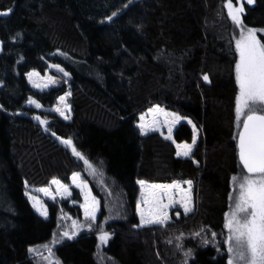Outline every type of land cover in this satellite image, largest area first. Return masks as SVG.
Segmentation results:
<instances>
[{"label":"trees","instance_id":"16d2710c","mask_svg":"<svg viewBox=\"0 0 264 264\" xmlns=\"http://www.w3.org/2000/svg\"><path fill=\"white\" fill-rule=\"evenodd\" d=\"M226 1L0 0V13L8 12L0 15V264H38L30 248L51 240L59 215L81 218L69 201L49 203L43 218L25 196L26 180L34 187L54 177L69 183L83 168L84 160L60 143L66 139L89 164L103 166L109 189L91 185L102 202L98 222L54 248L62 264H228L225 214L232 177L243 171L235 44L242 28L264 38V0L240 13L239 34ZM49 63L72 77L73 115L64 122L47 113L44 129L26 101L50 107L66 88L37 92L26 75L45 73ZM154 104L200 131L190 158L178 157L159 134H140L139 115ZM192 138L189 125L176 128L177 143ZM138 180H191L193 212L162 228H138ZM73 200L82 201L77 190ZM101 232L109 234L103 246Z\"/></svg>","mask_w":264,"mask_h":264},{"label":"snow or ice","instance_id":"6c2138e0","mask_svg":"<svg viewBox=\"0 0 264 264\" xmlns=\"http://www.w3.org/2000/svg\"><path fill=\"white\" fill-rule=\"evenodd\" d=\"M237 2L239 3L240 0H237ZM252 2L253 0H247L249 4ZM226 7L232 21L237 26H241L240 13L243 12L242 4L239 8H234L232 0H227ZM7 14L8 12L0 13V15ZM113 15H116V13H113ZM108 19L110 20L111 17ZM256 32V29L248 28L245 31L242 28L235 44L236 52L239 56L235 63V79L239 88L235 99V113L237 127L241 129L237 134L238 155L248 175L243 176L242 179L236 176L232 177L233 184L238 185V194L234 207L230 206V211L225 214V228L228 230V237L225 243L228 244V252L230 253L228 264H264V114H262L264 113V43H262L264 38L258 39ZM60 70L62 71V69ZM32 75L38 74H29L30 77ZM204 79L208 80V77L204 76ZM36 86L40 87L39 84H36ZM70 94L66 93V95ZM64 100L65 97L61 96L60 101L64 102ZM29 103L40 107L36 101L30 100ZM56 111L64 116V111L61 108L58 107ZM150 111L171 116L173 118L172 123H177L181 119L175 113H166L159 107L150 109ZM35 119L40 120V117L37 116ZM65 119H68V117L65 116ZM40 123L47 124L48 122L40 120ZM140 129L143 133L145 126L141 124ZM195 131L196 127L193 125L192 144H177V156L187 157L192 153L193 146L196 143ZM165 138L172 139L171 126L169 127V135ZM63 143L71 147L75 156L84 160L85 164H88L83 154L73 146L70 139L64 140ZM88 167L92 168L90 164H88ZM72 178L77 181L79 173H73ZM52 183L59 185L65 193L68 191L59 180L54 179ZM137 183L144 190L143 203L146 207L141 208L140 204H137V210L140 213L143 224H165L168 220V214L163 209L168 208L173 203H177L173 200V189L181 192L179 203L183 206L185 214L193 210L186 202L190 199V196L181 189L179 182H173L172 184H147L144 180H138ZM186 183L190 188L192 182L186 181ZM77 186L81 187L82 190L87 187L81 184ZM40 191L48 193L47 188L40 189ZM165 194L168 196L169 201L167 205L163 204L161 200L162 195ZM89 196L90 194L85 192L86 201H88ZM229 198L232 199L231 195ZM32 199L35 198L33 197ZM92 201V205L88 203L84 205L85 215L95 219L94 197H92ZM36 203L38 204L39 201H36ZM41 214L46 215V212L42 211ZM64 235L67 236L68 233H64ZM69 238L71 237L69 236ZM108 239L109 234L101 232L99 240L102 243H106ZM188 254L186 253V255Z\"/></svg>","mask_w":264,"mask_h":264},{"label":"rangeland","instance_id":"374dc122","mask_svg":"<svg viewBox=\"0 0 264 264\" xmlns=\"http://www.w3.org/2000/svg\"><path fill=\"white\" fill-rule=\"evenodd\" d=\"M232 3H233L234 8H239L242 4L243 10H244L246 6H253L255 4V0H253L251 4L247 3V0H240L239 3L237 2V0H232ZM225 7H226V4H225ZM226 13L228 15L227 7H226ZM236 29H237V25L234 24V30L236 34H239ZM60 69H62V71ZM30 73H35L38 75H32L30 77L29 76ZM26 79L30 87L34 91H37V92H48L52 89H56L59 87L66 88V92L60 95L58 99L56 100L55 104L50 107L44 106L41 102H39L37 99L33 97L28 98V100L25 103V106L37 110V114L35 117L39 116L40 120H46L48 122L47 124H41L40 120H37L34 118V121L38 125H40L42 128L45 127L44 129H48L51 123V118L49 117L47 113L55 114L60 120L64 122H69L72 119V115H73L72 114V104H71L72 77L62 66L49 63L48 69L45 71V73H40L39 71L32 70L29 73H27ZM36 84H39L40 87H37ZM66 93H71V94L66 95ZM61 96L65 97L64 102L60 101ZM30 100L36 101V103H38L40 107H36L35 104L29 103ZM58 107L64 111V116H62L59 112L56 111ZM156 107L163 109L164 112L166 113H175L181 119L177 123H172L173 118L171 116H165L163 113H155L153 111H150V109H155ZM40 113H43V114H40ZM65 116H67L68 119H65ZM141 117H143V119H141ZM189 121H191L189 118L182 117L180 114L166 108L164 105L154 104L150 108H148L146 111H144L142 114L139 115V121H138L137 127L140 131V134L143 136H147L150 134H159L163 139L171 141L175 145L176 155H177V151H178L177 144H184L185 142L177 143L174 140L175 130L179 125L183 123L189 125L190 128L193 130V125L195 124L192 121L191 123H189ZM141 124L145 126V131L143 133L141 132V129H140ZM170 126H171V136H172L171 140L165 138L169 135ZM193 135H194V132H193ZM195 136H196V143L193 146L192 153L187 157L185 156H178V157L180 158H190L191 157L196 147V144L198 142L199 136H200V131L197 129V127L195 131ZM192 141H193V138H192ZM192 141L188 144H192ZM60 143H63V141H60ZM66 146L69 147L68 145ZM88 164H85L83 168H81L80 171L74 172V173H79V179L77 181L73 180L72 178L73 173L70 175L69 183H64L60 178L54 177L49 181L47 185H41V186L34 187L32 184H30V181L28 180L25 181V189H26L25 196L28 199L33 210L43 218L48 217V204L49 203H59L63 201H69L70 205H78L81 208V218L80 219H75L69 214H65V213L60 214L59 224L56 230L54 231L51 240L45 244L30 248L32 257L36 258V261L38 262V264H62L61 261L55 255L54 248L66 240L77 238L84 232H87V231L92 232L94 230L95 225L97 224L100 213H101L102 202L100 198L94 194L92 190V186L93 184H96V185L102 186L103 189L107 190L109 189V183L105 182V177L103 178V174H105V170L103 166L100 165L98 167L97 163L95 164L90 163L92 168H89ZM243 171L239 173L236 177L242 179L243 176L247 175ZM54 179L59 180L60 183L68 189V191L65 193L63 189L59 187V185L52 183ZM186 181H191V180H177L173 182L180 183L181 189H183L184 192L187 193L188 196H190V199L187 200L186 202L189 204V206L192 209H194V184L191 181L192 184H191V187L189 188V185L186 183ZM173 182L152 183V182L146 181L147 184H172ZM78 184L86 185L87 187L82 190L81 187L77 186ZM44 188L48 189V193L40 191V189H44ZM139 188H140V194H139L137 204L139 203L141 208H145L146 205L143 203L144 190L142 189L141 185H139ZM75 190H77L79 195L81 196L82 201L80 203H77L76 201L73 200ZM85 192H88L90 194L88 201L85 200ZM172 194H173V200L176 201L177 203H173L168 208L163 209V211L167 212L168 214V220L165 222V224H143L141 222L140 213L138 212L137 205H136V214L139 218L138 228L151 227V226H159L162 228L170 223H173V221H175L174 220L175 217L179 218L182 214L187 216L193 212L192 210L188 212L187 214H185L183 206L179 203L181 199V192L179 190L173 189ZM237 194H238V185L233 184L232 194H231L232 199H231L230 206L234 207ZM108 195L110 196V192L108 193ZM33 197L35 199H32ZM92 197L95 198V219H92L90 216L86 217L85 208H84V205L86 203H88L89 205L93 204ZM161 200H162V203L165 205L169 203L168 196L166 194L162 195ZM36 201H39V203L37 204ZM42 211H45L46 215H42L41 214ZM177 213H179V215H177ZM64 233H68V235L65 236ZM203 234H206V232L203 231ZM69 236L71 238H69ZM206 236L207 235H202L200 237L201 238L203 237V240H205L204 238H206ZM103 244L104 243H101L102 246ZM178 253H179V250H178Z\"/></svg>","mask_w":264,"mask_h":264},{"label":"water","instance_id":"95a60500","mask_svg":"<svg viewBox=\"0 0 264 264\" xmlns=\"http://www.w3.org/2000/svg\"><path fill=\"white\" fill-rule=\"evenodd\" d=\"M0 45H1V42H0ZM0 48H1V46H0ZM241 130V129H240ZM239 130V131H240ZM237 149H238V136H237ZM239 151V150H238ZM238 159H239V155H238ZM239 162H240V160H239ZM240 164H241V162H240ZM241 167L243 168V165L241 164ZM243 170H244V172L246 173V174H248L247 173V171L243 168Z\"/></svg>","mask_w":264,"mask_h":264}]
</instances>
